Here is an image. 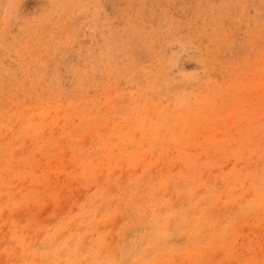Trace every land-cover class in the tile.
<instances>
[{"label":"rangeland","instance_id":"rangeland-1","mask_svg":"<svg viewBox=\"0 0 264 264\" xmlns=\"http://www.w3.org/2000/svg\"><path fill=\"white\" fill-rule=\"evenodd\" d=\"M0 264H264V0H0Z\"/></svg>","mask_w":264,"mask_h":264}]
</instances>
